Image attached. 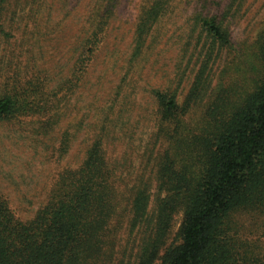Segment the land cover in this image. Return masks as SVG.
<instances>
[{
    "label": "trees",
    "instance_id": "trees-1",
    "mask_svg": "<svg viewBox=\"0 0 264 264\" xmlns=\"http://www.w3.org/2000/svg\"><path fill=\"white\" fill-rule=\"evenodd\" d=\"M7 1L0 0V9ZM120 1L98 0L100 21L89 44L99 41ZM173 1L141 0L137 48ZM220 5L194 1L195 27L210 45L190 99L202 97L207 88L211 47L231 44L216 14ZM256 45L255 75L239 89L241 81L220 88L195 123L185 118L191 104H179L177 87L152 90L167 144L159 163L155 157L156 185L145 177L148 171L130 182L118 174L104 125L82 164L59 174L31 220L19 219L0 196V264H115L119 251L118 264L126 259L155 264L162 250L161 264H264V245L255 237L264 229V31ZM43 101L19 91L1 95L0 121L45 115L50 108ZM49 118L42 129L52 126ZM68 147L69 140L62 139L61 151ZM158 188L165 192L159 199ZM179 210L184 211L181 241L168 246Z\"/></svg>",
    "mask_w": 264,
    "mask_h": 264
},
{
    "label": "rangeland",
    "instance_id": "rangeland-1",
    "mask_svg": "<svg viewBox=\"0 0 264 264\" xmlns=\"http://www.w3.org/2000/svg\"><path fill=\"white\" fill-rule=\"evenodd\" d=\"M194 1L174 0L139 48L141 0H121L96 44L89 38L100 21L98 0H8L1 7L0 96L19 91L50 108L45 115L0 121V196L19 219L31 220L46 204L59 174L82 164L104 125L118 174L130 182L148 171L145 177L156 185L155 157L159 163L167 144L152 90L177 87L179 104H191L185 118L195 123L220 88L241 81L239 89L255 75L264 0H219L216 14L231 44L211 47L207 88L202 97L190 99L210 45L195 27ZM49 117L52 126L42 129ZM62 139L69 140L64 153ZM162 191L158 188V199ZM183 221L179 210L168 246L180 243ZM255 237L264 245V229ZM163 253L155 264H161ZM120 259L119 251L115 264Z\"/></svg>",
    "mask_w": 264,
    "mask_h": 264
}]
</instances>
